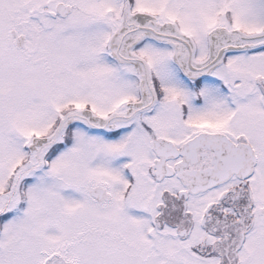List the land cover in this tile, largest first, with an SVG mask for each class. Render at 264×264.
Listing matches in <instances>:
<instances>
[{
	"label": "snow or ice",
	"instance_id": "snow-or-ice-1",
	"mask_svg": "<svg viewBox=\"0 0 264 264\" xmlns=\"http://www.w3.org/2000/svg\"><path fill=\"white\" fill-rule=\"evenodd\" d=\"M0 264H264V0H0Z\"/></svg>",
	"mask_w": 264,
	"mask_h": 264
}]
</instances>
